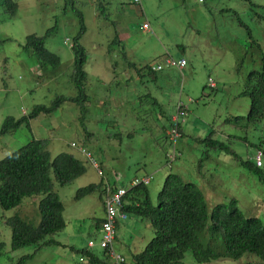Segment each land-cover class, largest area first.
<instances>
[{
	"label": "rangeland",
	"instance_id": "1",
	"mask_svg": "<svg viewBox=\"0 0 264 264\" xmlns=\"http://www.w3.org/2000/svg\"><path fill=\"white\" fill-rule=\"evenodd\" d=\"M13 1L18 5L15 15L0 11V127L8 117L19 120L38 105L51 106L57 96H78L72 44L82 22L86 29L80 40L87 54L84 119L80 107L67 102L33 119L30 127L22 125L0 136V160L33 139L48 140L53 157L84 146L92 155L90 162L81 157L87 166L83 176L66 186L55 183L67 226L53 237L59 245L36 252L28 264H92L83 251L92 239L93 217L103 215L102 206L98 194L80 201L75 197L80 188L99 183L101 176L127 186L134 179L152 177L148 188L157 198L167 175L178 173L201 187L211 208L234 198L248 216L264 220V182L241 163L255 162L256 146L264 154V121L247 129L229 123L250 112L251 100L241 93L250 71L261 69L264 0H143L142 5L133 0ZM47 32V49L61 59L55 70L24 49L28 36ZM165 54L185 57L187 67L140 76ZM179 101L188 107V116L184 137L174 147L163 127L170 126ZM210 132L237 156L198 143ZM167 153L177 158L171 160ZM36 214L33 199L14 210L0 209V264H15L35 253L34 247L12 250L6 221ZM135 220L131 216L130 221ZM149 234L146 224L133 227V239H148ZM126 243L120 238L115 248L130 263ZM194 262L187 253L184 263ZM214 263L258 264V258L247 254L238 261Z\"/></svg>",
	"mask_w": 264,
	"mask_h": 264
},
{
	"label": "trees",
	"instance_id": "2",
	"mask_svg": "<svg viewBox=\"0 0 264 264\" xmlns=\"http://www.w3.org/2000/svg\"><path fill=\"white\" fill-rule=\"evenodd\" d=\"M17 10L18 5L13 0H0V11L13 16ZM85 31L82 22V29L72 44L74 53L72 79L79 92L78 96H57L51 106L38 105L29 115L19 120L8 117L0 127V136L14 132L22 125L30 127L33 119L41 114L49 115L67 102L77 104L84 119L88 102L85 92L88 76L85 70L87 54L80 40ZM248 33L251 37L250 28ZM49 36V32L42 36H28L24 49L34 52L39 60L44 62V66H51L52 70H55L61 65V59L47 49ZM261 61V69L250 71L245 89L241 93L243 97L251 100L250 112L246 117L234 118L229 121L230 124L235 123L234 125L247 129L264 121V55ZM155 73L151 66H146L140 72V76L145 74L153 77ZM172 117L168 126L170 128L164 131H169L173 126ZM185 122L186 120L179 124L180 138L176 140L174 147L177 141L184 137ZM86 134L90 135L88 131ZM213 134L214 132H210L205 139H197L198 143L204 144L209 150L237 156L231 151L228 143L214 139ZM166 137L169 141L168 135ZM49 145L48 140L33 139L0 160V209L2 211L17 209L26 199H33L36 208L38 204L36 218L15 215L6 221L12 230V250L35 248V253L22 257L15 264H28V260H32L36 252L60 244L53 237L65 230L67 223L64 217L65 207L55 189V183L66 186L83 176L87 172V166L81 157L85 156L88 162L91 159L79 149L80 155L77 152L76 154L62 152L53 157ZM84 148L86 149L85 146ZM261 149L260 146H256V153ZM176 158L177 156L174 160ZM241 163L260 182H264V165L258 167L251 159ZM169 167L172 168V165ZM124 186L126 187L123 184ZM104 187L105 182L102 179L98 184L93 183L80 188L75 199L80 201L87 196L98 194L104 202L106 197ZM110 187L115 190L121 185L115 184ZM125 202V210L129 215L148 221L153 230V238L141 253L132 256V262L129 264H185L187 253L193 255L195 261L193 264H215L214 262L227 258L238 261L247 254L257 257L258 264H264V220L248 216L234 198L228 203L211 208L201 187L195 182L186 181L178 173L171 172L167 175L156 203L151 200L148 185L145 184L131 188L125 196ZM103 220L100 218L96 220L98 230ZM3 247L4 244H0V248ZM99 251H91L87 247L83 255L92 264H110L106 252H102L103 258H99L100 255L97 253ZM81 258L84 259L82 263H85V258Z\"/></svg>",
	"mask_w": 264,
	"mask_h": 264
},
{
	"label": "built area",
	"instance_id": "3",
	"mask_svg": "<svg viewBox=\"0 0 264 264\" xmlns=\"http://www.w3.org/2000/svg\"><path fill=\"white\" fill-rule=\"evenodd\" d=\"M136 5H142L143 0H133ZM145 29L149 28L148 24H144ZM188 65V62L185 58L175 59L174 57L167 55L162 60L155 62L152 65V70L154 72H160L165 69H179L184 70ZM211 87H215L216 83L210 81ZM187 108L182 102H179L177 105L176 113L172 117L173 126L167 132L169 141L172 145L176 143V140L180 138L179 124L183 123L187 117ZM72 147H77V145L72 144ZM80 152L86 155L88 158L92 159L91 153H89L84 147L78 148ZM168 157L172 160L175 156ZM171 162V161H170ZM169 166H170V163ZM255 162L258 167L263 166V154L258 152L255 156ZM95 163V162H94ZM95 167H97L95 163ZM152 177H146L143 179H134L131 181L129 186H121L113 190L110 185L104 187L106 192V197L104 201L105 217L100 228V233L98 238H92L88 241V249L94 251L99 249L101 252H106V256L110 260V264H129L126 257L119 253L115 248V243L117 239V233L119 225L129 220V213L125 210V196L129 190L133 187H136L140 184L149 185ZM83 258H80V261L83 262Z\"/></svg>",
	"mask_w": 264,
	"mask_h": 264
},
{
	"label": "crops",
	"instance_id": "4",
	"mask_svg": "<svg viewBox=\"0 0 264 264\" xmlns=\"http://www.w3.org/2000/svg\"><path fill=\"white\" fill-rule=\"evenodd\" d=\"M150 28V27H149ZM149 28L148 29H146V30H149ZM126 38H129V36H127ZM119 39V38H118ZM119 41L120 42H122V40H120L119 39ZM118 41V42H119ZM168 55V54H167ZM166 54L164 55V58L167 56ZM170 56H172V55H170ZM174 57V56H173ZM179 58H185V57H179ZM178 59V58H177ZM188 62V61H187ZM136 68V67H135ZM179 102H181V101H179ZM164 129H168V128H166V127H163V130ZM166 132H168L167 130H165V134H166ZM73 153H75L76 154V152H73ZM78 154H79V152H77ZM77 154V155H78ZM80 155V154H79ZM95 168V167H94ZM100 173V172H99ZM102 177V179L104 180V182H105V186H107V185H117V186H123V184H122V182H120V183H118L117 181H110L109 179H107V178H105V176H101ZM118 178V175L116 176V179ZM102 179L99 181V183L102 181ZM95 184H98V183H95ZM149 185H150V183H149ZM148 185V186H149ZM127 186V185H126ZM150 196H151V194H150ZM98 198H99V202H100V204H101V206H102V210H103V215L100 217V220H103L104 219V217H105V209H104V202H103V200L100 198V196H98ZM151 200L153 201V203H156L157 202V198H152V196H151ZM136 218V220L135 221H130V219H131V216L129 217V220L128 221H126V222H124V223H122V224H120L119 225V228H118V233H117V239H116V241L118 240V239H120V238H123V240H124V242L126 243V241L127 242H129V245L127 244V246H128V248H129V251H130V254H131V257L134 255V254H139V253H141L143 250H144V248L146 247V245L150 242V240L153 238V230H152V228H151V225H150V223L148 222V221H143V220H141L140 218H138V217H135ZM93 219H94V221H93V229L91 230V237L92 238H98L99 237V233H100V230H98V228L99 227H97V222H96V220L98 219V218H95V217H93ZM144 225V224H146L147 225V231H149V237H148V239H144L143 240V237H140L139 239H133V237H132V230H133V227H135V226H139V225ZM144 238H147V237H144ZM143 240V241H141V240ZM90 240V239H89ZM126 240V241H125ZM129 240V241H128ZM100 256H99V258H103V253L101 252V251H99V252H97ZM123 254V253H122ZM124 255V254H123ZM125 256V255H124ZM126 257V256H125ZM127 259V258H126ZM128 261V260H127ZM131 262H132V258H131ZM130 262V263H131Z\"/></svg>",
	"mask_w": 264,
	"mask_h": 264
}]
</instances>
